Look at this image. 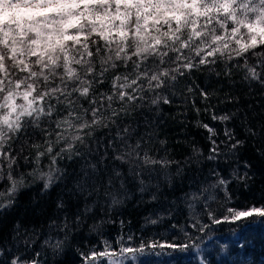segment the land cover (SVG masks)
I'll use <instances>...</instances> for the list:
<instances>
[{
  "label": "snow or ice",
  "instance_id": "obj_1",
  "mask_svg": "<svg viewBox=\"0 0 264 264\" xmlns=\"http://www.w3.org/2000/svg\"><path fill=\"white\" fill-rule=\"evenodd\" d=\"M249 54L257 57L256 66L249 64ZM217 55L225 66L223 75H231L228 64L235 60L233 67L247 70L245 80L264 86V0H0V182H6L0 190V213L11 208L16 194L35 180H43L45 192L62 180L64 169L57 166L58 160L85 156L78 146L86 145L100 129H108L106 135L111 139L103 145L102 153L98 143L97 159L81 169L83 177L77 181L76 191L111 197L113 206L123 202L121 196H127L129 176L137 181L140 192L147 191L142 178L145 170L154 172L155 165L166 168L177 162L157 159L143 147L148 142L146 137L155 136L153 121H145V132L141 134L139 122L132 127L124 123L125 118L140 110L159 112L162 104H172L169 93L175 95L181 78L201 71L202 66L213 71L210 66L217 64ZM220 74L216 72L217 76ZM197 90L205 101L212 96L194 82L186 85L190 94ZM212 119L225 123L231 116L213 114ZM201 126L211 141L206 160L219 161L230 156L238 160L244 140L225 128L226 139L220 141L225 145L222 150L212 139L218 135L215 128L208 124ZM247 134L254 140L261 137V132L251 126H247ZM26 150L31 151L25 155ZM257 152L264 154V149L258 148ZM201 155L194 150V157L185 164L199 165L201 160L196 157ZM45 157L49 160L47 171L41 168ZM21 161L33 165L31 170L20 171ZM125 167L126 173L121 170ZM251 167L245 161L241 173L238 163L232 179L247 187L252 179ZM182 171L178 168L177 175ZM209 174L217 177L216 182L202 187L201 192L222 188L228 197L231 181L215 167ZM190 198L189 226L202 235L209 225L195 211V202L201 197L193 192ZM152 199L157 196L153 194ZM55 207L63 210L66 203L58 198ZM89 211L91 208L85 204L83 212ZM226 211L228 215L221 220L205 201L204 212L213 224H242L252 217L264 218V204L243 210L229 207ZM148 222L156 225L158 220ZM81 224L79 211L74 219L65 213L60 224L53 220L50 230L55 226L63 232V239L53 240L49 235L43 241L44 246L53 255L61 254L73 227L78 229ZM172 227H179L187 242L154 240L138 247L121 243L115 251L105 240L102 251L81 253L83 264H99L100 258H107V264H125L129 259L136 260L138 254L143 255L146 247L153 251L160 249L159 254L168 250L183 253L198 247L196 241L201 235L175 224ZM96 228L93 226L92 231ZM122 240L120 237L117 242ZM34 242L23 240L28 247ZM40 255L36 253L37 257ZM0 264L42 262L12 255L0 241Z\"/></svg>",
  "mask_w": 264,
  "mask_h": 264
},
{
  "label": "trees",
  "instance_id": "obj_2",
  "mask_svg": "<svg viewBox=\"0 0 264 264\" xmlns=\"http://www.w3.org/2000/svg\"><path fill=\"white\" fill-rule=\"evenodd\" d=\"M217 61L216 65L210 66L213 71L202 66L201 71L193 72L188 78H181L175 95L169 93L172 104H162L159 112L140 110L144 115L137 111L125 118L124 123L132 127H137L139 122L138 132L141 134L145 132V121H153L155 136L151 139L146 137L148 142L143 147L157 159L167 158L177 162L166 168L155 165L154 172L145 170L142 178L148 187L147 191L140 192L139 184L130 176L126 181L127 196H121L123 202L118 205L111 204V197H97L95 194L89 196L76 191L77 181L83 177L81 169L89 162L95 163L97 159L98 143L99 152L102 153L103 145L111 139V136L106 135L108 129L97 130L86 145L78 146L85 156L58 160L57 166L64 169L62 180L57 181L47 192L43 190V180H35L16 194L11 208L0 213V241H3L5 250H10L12 255L25 261L37 259L42 264H83L81 253L102 251L105 240L115 251L119 250L121 243L138 247L141 243L148 244L154 240L177 244L187 242L179 227L173 228L172 225L182 226L189 233L201 235L189 226L192 213L187 202H191L190 194L195 192L201 197L195 202V211L200 213V220L209 225L201 239L196 241L198 247L183 253L168 250L165 254H159L160 249L153 251L146 247L143 255L138 254L136 260L129 259L125 264H264V218L252 217L248 223L242 224H213L204 212L205 201L221 220L228 215L226 209L229 207L243 210L248 206L264 204V154L257 152L258 148L264 149V86L256 81L245 80L247 70L233 67L237 63L235 60L228 64L231 75H223L225 66L218 55ZM239 63L242 65L243 60ZM249 64L256 66L257 57L249 54ZM257 71H260L259 67ZM216 72L221 74L217 76ZM193 82L212 93L208 101L203 100L198 90L192 94L186 91V85ZM107 87L101 85V88ZM213 114H228L231 119L221 123L212 119ZM202 124L215 128L218 135L212 139L217 141L222 150L225 145L220 141L226 139L225 128L232 130L237 139L244 140L238 160L231 156L219 161L206 160L211 141ZM247 126L260 131L261 137L254 140L248 136ZM148 131L152 129L148 128ZM114 135L115 128L112 129ZM96 138H99L98 142ZM160 141L165 143L161 144ZM194 150L202 154L196 157L201 163L185 164V161L194 157ZM29 151L26 150L25 155ZM245 161L252 165L249 169L252 179L247 182V187L232 179L233 169L239 163L242 173ZM48 163L45 157L41 164L44 171L48 170ZM32 167L21 161L20 171H30ZM213 167L231 181L227 188L230 199L222 188H209L208 192H201L202 187L216 182L217 177L209 174ZM178 168L183 170L180 175H177ZM87 170L91 172L90 168ZM121 170L125 173L127 171L126 167ZM5 183L0 182V190ZM116 187L119 188L118 182ZM153 194L157 199H152ZM213 196L215 199H209ZM58 198L65 201V209L58 210L55 207ZM85 204L91 208L86 214L83 212ZM77 211L81 213V226L78 229L73 227L63 252L53 255L43 241L49 235L53 240L63 239V232L57 231L55 226L50 230L49 225L53 220L57 224L62 223L65 213L74 219ZM150 219H157L158 223L153 225L148 222ZM93 226H97L95 231H92ZM120 237L123 240L118 243ZM24 239H34L35 242L28 247L23 243ZM37 252L41 253L39 257L36 256ZM99 264H107V258H100Z\"/></svg>",
  "mask_w": 264,
  "mask_h": 264
}]
</instances>
